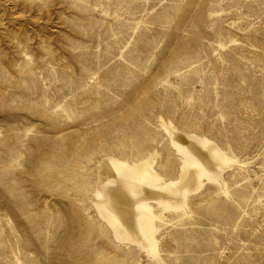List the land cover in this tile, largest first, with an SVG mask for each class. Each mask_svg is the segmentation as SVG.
<instances>
[{
  "label": "rangeland",
  "instance_id": "obj_1",
  "mask_svg": "<svg viewBox=\"0 0 264 264\" xmlns=\"http://www.w3.org/2000/svg\"><path fill=\"white\" fill-rule=\"evenodd\" d=\"M161 121L243 163L164 212V261L264 264V0H0V264H156L91 198L106 155L177 177Z\"/></svg>",
  "mask_w": 264,
  "mask_h": 264
},
{
  "label": "bare ground",
  "instance_id": "obj_2",
  "mask_svg": "<svg viewBox=\"0 0 264 264\" xmlns=\"http://www.w3.org/2000/svg\"><path fill=\"white\" fill-rule=\"evenodd\" d=\"M161 128L180 159L177 177L159 174L157 150L132 161L106 155L95 164L99 175L91 201L116 242L133 245L156 264H167L159 249L162 229L170 223L164 212L191 218L188 197L203 179L230 198L224 174L243 163L203 135L179 133L163 121Z\"/></svg>",
  "mask_w": 264,
  "mask_h": 264
}]
</instances>
